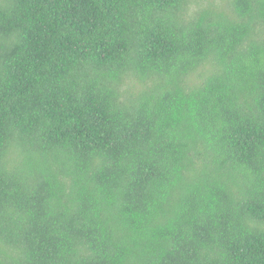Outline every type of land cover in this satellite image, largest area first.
I'll use <instances>...</instances> for the list:
<instances>
[{
    "label": "trees",
    "instance_id": "16d2710c",
    "mask_svg": "<svg viewBox=\"0 0 264 264\" xmlns=\"http://www.w3.org/2000/svg\"><path fill=\"white\" fill-rule=\"evenodd\" d=\"M0 264H264V0H0Z\"/></svg>",
    "mask_w": 264,
    "mask_h": 264
},
{
    "label": "rangeland",
    "instance_id": "374dc122",
    "mask_svg": "<svg viewBox=\"0 0 264 264\" xmlns=\"http://www.w3.org/2000/svg\"><path fill=\"white\" fill-rule=\"evenodd\" d=\"M200 80L197 78V77H195L194 75L193 76H191L190 77V79L188 80V84L189 85H196V84H198V82H199ZM201 81H202V79H201ZM201 81H200V83H201Z\"/></svg>",
    "mask_w": 264,
    "mask_h": 264
}]
</instances>
